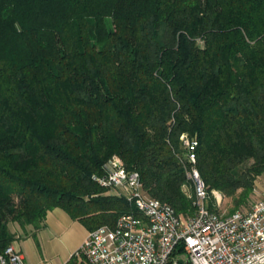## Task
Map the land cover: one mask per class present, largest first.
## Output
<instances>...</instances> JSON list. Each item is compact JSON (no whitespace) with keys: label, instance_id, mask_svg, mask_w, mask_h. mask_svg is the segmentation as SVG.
<instances>
[{"label":"trees","instance_id":"1","mask_svg":"<svg viewBox=\"0 0 264 264\" xmlns=\"http://www.w3.org/2000/svg\"><path fill=\"white\" fill-rule=\"evenodd\" d=\"M182 133L237 208L264 172V0H0V250L55 207L135 212L92 178L112 156L191 215Z\"/></svg>","mask_w":264,"mask_h":264},{"label":"built area","instance_id":"2","mask_svg":"<svg viewBox=\"0 0 264 264\" xmlns=\"http://www.w3.org/2000/svg\"><path fill=\"white\" fill-rule=\"evenodd\" d=\"M193 191L194 212L182 216L148 196L137 171L112 156L92 178L123 198L135 212L89 230L73 256L84 264H264V197L248 210L221 211L223 194L208 191L195 168L198 141L179 136ZM185 190V185H183ZM72 256V257H73ZM0 264H27L12 245L0 250Z\"/></svg>","mask_w":264,"mask_h":264},{"label":"crops","instance_id":"3","mask_svg":"<svg viewBox=\"0 0 264 264\" xmlns=\"http://www.w3.org/2000/svg\"><path fill=\"white\" fill-rule=\"evenodd\" d=\"M261 175L264 193V172ZM28 228L30 230L27 236L14 238L19 240V245L21 244L24 249L31 245L32 251L27 259L17 248L27 264H66L89 231L84 224L71 218L65 210L59 207L47 212L44 224L40 228L36 230L32 227ZM11 245L13 246V241Z\"/></svg>","mask_w":264,"mask_h":264},{"label":"rangeland","instance_id":"4","mask_svg":"<svg viewBox=\"0 0 264 264\" xmlns=\"http://www.w3.org/2000/svg\"><path fill=\"white\" fill-rule=\"evenodd\" d=\"M198 44L199 45H202V41L201 40H198ZM252 189L251 191L248 193V196L246 198V200H244L242 203L238 204V207H234V203L232 201V198L233 197H229V196H226V195H223V203L221 205V208L220 210L221 211H224V212H230L232 211L233 209H238V210H243V211H246L249 209L251 203L263 198V177L262 175L258 176L254 181H253V184H252ZM109 193H113V190H110L108 189L107 190ZM185 191L186 193H189L191 192V187L190 185H187V187L185 186ZM192 194V192H191ZM28 228V227H27ZM11 230L13 233H15V237L17 238H22L24 237V233L21 232V230L17 227H11ZM30 230L29 228L27 229V231ZM14 237V238H15ZM22 240V239H21ZM19 240H13V247L17 250V248H19V250L21 251V253H23L24 257L27 259V257H29V254L31 253L32 251V247L31 245H29V247H25V249L23 248V246H21V244L19 245ZM23 257V258H24ZM25 261V260H24Z\"/></svg>","mask_w":264,"mask_h":264}]
</instances>
